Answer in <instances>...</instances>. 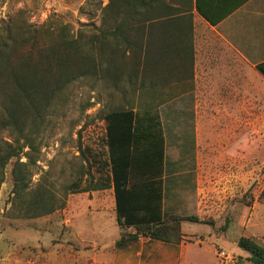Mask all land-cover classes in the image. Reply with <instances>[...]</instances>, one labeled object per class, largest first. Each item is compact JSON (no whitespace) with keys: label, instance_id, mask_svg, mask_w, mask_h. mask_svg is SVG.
<instances>
[{"label":"rangeland","instance_id":"obj_1","mask_svg":"<svg viewBox=\"0 0 264 264\" xmlns=\"http://www.w3.org/2000/svg\"><path fill=\"white\" fill-rule=\"evenodd\" d=\"M11 19L34 24L58 19L73 25L74 31L84 28L92 35L101 25V11L87 6L86 0H0V31ZM146 36L137 56L125 46L113 54L109 46L105 48V70L108 59L120 55L121 74L104 71L101 76L82 77L62 91L49 109L37 139L40 153L30 185L50 187L65 200L64 208L35 218L12 216L13 162L6 167L0 187V264H109L117 249L113 241L121 232L114 190L80 189L111 182L104 116L130 107H151L161 117L166 139V216L198 215L214 222L212 236L198 253L201 263L253 264L238 240L245 235L264 245V200L260 198L264 76L252 67L237 86L199 87L169 96L176 97L171 101H142L139 76L130 81L127 74L146 69ZM149 83L153 84L148 77L144 89ZM1 139L11 140V132L0 130ZM204 225L209 226L197 227L202 231ZM94 242H106L105 250L97 251L98 246L94 250Z\"/></svg>","mask_w":264,"mask_h":264},{"label":"trees","instance_id":"obj_2","mask_svg":"<svg viewBox=\"0 0 264 264\" xmlns=\"http://www.w3.org/2000/svg\"><path fill=\"white\" fill-rule=\"evenodd\" d=\"M244 1L229 4L220 14L203 0H196V8L209 22L217 24ZM86 5L101 11V25L92 35L84 28L74 31L73 25L58 19L42 24L11 19L0 31V130H9L12 136L11 140H0V187L6 167L13 162L14 185L9 208L12 216L35 218L65 206V200L58 198L50 187L38 185L33 189L30 185L40 153L37 139L56 97L82 77L101 76L104 71L121 74L124 64L120 55L108 59L105 70L102 60L105 48L109 46L113 54L125 46L137 56L149 21L162 17L167 9L171 13L180 11V8L165 6L164 0H108L105 5L102 0H86ZM256 69L264 76V60L256 64ZM127 76L130 81L139 76L140 100L155 103L165 100L155 85L144 89L149 77L147 67L143 73L133 69ZM104 120L111 182L88 184L80 190L113 188L121 228L116 248L141 235L180 244L185 240L183 222L214 228L213 221L198 215L166 216L163 208L166 139L156 110L151 107L115 109L107 112ZM260 198L264 200V189ZM130 227L135 231L128 230ZM238 246L249 253L248 259L253 264H264L263 244L242 235Z\"/></svg>","mask_w":264,"mask_h":264},{"label":"crops","instance_id":"obj_3","mask_svg":"<svg viewBox=\"0 0 264 264\" xmlns=\"http://www.w3.org/2000/svg\"><path fill=\"white\" fill-rule=\"evenodd\" d=\"M237 1L203 0L217 14ZM164 4L180 11L171 13L167 9L162 17L149 21L144 52L149 82L167 96L166 100H174L176 97L169 96L183 95L199 87L221 89L242 84L246 70L256 68L264 60V0H245L217 24L198 12L196 0H164ZM199 224L182 223V232L194 240L170 244L141 235L115 249L108 263L202 264L198 253L207 245L203 241L212 234L210 226L204 225L206 228L200 231ZM129 230L134 231V227ZM105 243L94 242V250L98 246L97 251H104Z\"/></svg>","mask_w":264,"mask_h":264}]
</instances>
